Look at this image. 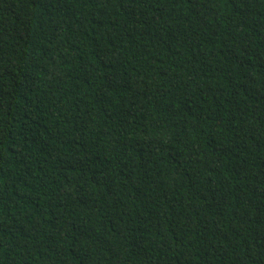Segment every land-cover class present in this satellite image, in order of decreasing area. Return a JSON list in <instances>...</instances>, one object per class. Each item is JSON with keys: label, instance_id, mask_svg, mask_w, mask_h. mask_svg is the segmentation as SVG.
Returning a JSON list of instances; mask_svg holds the SVG:
<instances>
[{"label": "trees", "instance_id": "1", "mask_svg": "<svg viewBox=\"0 0 264 264\" xmlns=\"http://www.w3.org/2000/svg\"><path fill=\"white\" fill-rule=\"evenodd\" d=\"M0 264H264V0H0Z\"/></svg>", "mask_w": 264, "mask_h": 264}]
</instances>
